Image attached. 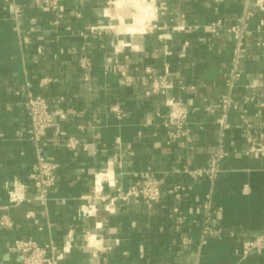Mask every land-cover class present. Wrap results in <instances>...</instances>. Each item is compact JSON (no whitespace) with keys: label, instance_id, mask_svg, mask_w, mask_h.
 Listing matches in <instances>:
<instances>
[{"label":"crops","instance_id":"0c3cea01","mask_svg":"<svg viewBox=\"0 0 264 264\" xmlns=\"http://www.w3.org/2000/svg\"><path fill=\"white\" fill-rule=\"evenodd\" d=\"M57 2L61 19L35 0H0V264H25L11 251L18 239L61 256L56 264H264V223L249 221L264 218V155L250 142L264 146V12L249 7L235 108L223 130L217 102L237 48L230 29L246 0ZM44 79L50 82L40 87ZM28 84L60 110L39 146L27 135ZM173 109L187 112L190 136L169 143ZM69 138L79 141L75 149L66 146ZM221 141L215 180L185 172L207 167ZM39 150L58 166L45 201L29 179ZM149 171L166 176L160 203L118 202L108 211L94 201L96 182L114 193L107 176L128 189ZM226 174L241 176L221 185L226 196L261 204L236 207L231 224L214 199ZM174 186L182 188L179 201L168 193ZM208 195L212 226L222 235L202 243ZM92 203L95 214L82 216ZM177 205L181 222L172 216Z\"/></svg>","mask_w":264,"mask_h":264},{"label":"built area","instance_id":"2783aa9c","mask_svg":"<svg viewBox=\"0 0 264 264\" xmlns=\"http://www.w3.org/2000/svg\"><path fill=\"white\" fill-rule=\"evenodd\" d=\"M35 3L40 8H49L55 14L58 19L62 18V15L58 10L57 0H35ZM254 8L259 12H264V0H246L245 8L238 19L237 24L231 27L230 31L237 38V48L234 51L231 67L229 72L225 76L226 92H224L218 102L217 110L220 113L218 120L219 126L223 130H227L230 127L228 121V113L235 108V102L233 98L234 90L237 86L238 81L241 78L239 71V58L240 52L244 45V41L248 34L251 32L250 20L253 16L249 7ZM16 12H20L16 9ZM260 26L264 27V20H260ZM262 45V44H261ZM264 45V44H263ZM83 67H89L91 64L89 60L84 57L81 60ZM50 82L49 79H44L40 82V87H45ZM248 88H252L249 86ZM247 100H254L253 97L247 98ZM260 105L264 107V102ZM27 114L29 118V126L27 129V135L34 145L39 144L44 140L49 128L53 126L57 116L60 114V110L52 107V102L44 95L37 93L32 84L27 85ZM188 114L181 109H173L168 115L165 123L166 134L169 143H175L182 139H189L190 132L188 128ZM253 146H257V151L264 155V146L257 144L254 139H250ZM79 141L76 138H69L66 142V146L70 149H75ZM223 141H221L218 151L213 154L210 164L205 168H199L195 170H185L186 173L193 176L195 179L207 178L209 180H215L221 172V162L225 157L223 149ZM57 169L58 166L49 158H47L40 150L37 152L35 159L34 170L29 174V179L32 181L34 187L41 193L40 199L45 201L47 195L56 187L57 184ZM109 188L114 189V193H106L103 182L95 183V195L94 201L100 200L105 204L106 210L111 208L118 202L128 204L130 202L144 201L149 205H155L160 203L162 193L166 185V176H158L155 172H146L139 175L136 181L128 188L124 189L121 186H117L108 176L105 180ZM100 187V188H98ZM168 193L175 197L176 200L182 198V188L180 186H174L168 190ZM20 199L15 195H10L11 202H18ZM213 208V198L208 195L203 204V221H202V243H206V236H221V229L218 231L212 226L214 220L210 217V211ZM97 211L94 203L89 206H82L80 214L82 216H92ZM172 216L177 218L179 222L183 221V216L180 214L179 206H175L172 212ZM2 224H7V220L3 219ZM182 245H189L190 242L187 238H183L181 241ZM11 251L17 254H21L24 258L25 264H56L61 256H51L47 254L46 248L39 246L36 242L31 240H16L12 246Z\"/></svg>","mask_w":264,"mask_h":264},{"label":"trees","instance_id":"16d2710c","mask_svg":"<svg viewBox=\"0 0 264 264\" xmlns=\"http://www.w3.org/2000/svg\"><path fill=\"white\" fill-rule=\"evenodd\" d=\"M233 180L236 181H240L241 180V176H239L238 174H231V175H222V177L220 178V182L218 184V192H216L215 194V203L216 205L220 206L223 208L224 210V214L225 217L223 219L224 224H231L234 223V218L232 217V211L233 209H235L237 207L238 208H242V209H246L248 206L250 208H258L260 207V203H247L246 201L248 200L245 197H239V196H226V194H224V191L221 189V185L222 184H231V182ZM227 190H231V185H229V187L227 188ZM248 219H237L238 222H246ZM252 223V227L257 228L260 227L261 224L264 223V218H251V220H249Z\"/></svg>","mask_w":264,"mask_h":264},{"label":"bare ground","instance_id":"6f19581e","mask_svg":"<svg viewBox=\"0 0 264 264\" xmlns=\"http://www.w3.org/2000/svg\"><path fill=\"white\" fill-rule=\"evenodd\" d=\"M129 2H130V1H129ZM130 4H131V3H130ZM137 8H138V7H137ZM117 9H118V8H117ZM139 9H140V8H139ZM137 13H138V12H137ZM137 13H136V14H137ZM141 18H142V16H141ZM142 19H143V18H142ZM137 21H138V20H137ZM134 23H135V22H134ZM98 188H100V187H98Z\"/></svg>","mask_w":264,"mask_h":264}]
</instances>
